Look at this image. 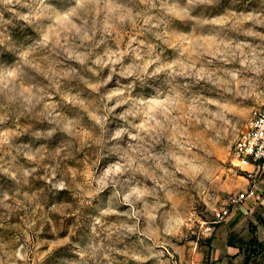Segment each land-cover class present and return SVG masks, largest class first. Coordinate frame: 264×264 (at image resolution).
Returning a JSON list of instances; mask_svg holds the SVG:
<instances>
[{
  "label": "clouds",
  "instance_id": "1",
  "mask_svg": "<svg viewBox=\"0 0 264 264\" xmlns=\"http://www.w3.org/2000/svg\"><path fill=\"white\" fill-rule=\"evenodd\" d=\"M249 3L230 0L221 18L220 0H0V28L19 33L0 39V173L28 222L0 236V264H176L174 241L195 250L207 240L217 219L208 193L223 170L215 150L227 158L235 145L236 167L264 161V111L246 106H264V0ZM129 26L144 40L123 51ZM62 193L75 198L79 235L53 255L58 245L41 250L39 236L48 213H36L55 211ZM247 220L225 229L245 245ZM222 236L217 255L230 264L241 247Z\"/></svg>",
  "mask_w": 264,
  "mask_h": 264
},
{
  "label": "rangeland",
  "instance_id": "2",
  "mask_svg": "<svg viewBox=\"0 0 264 264\" xmlns=\"http://www.w3.org/2000/svg\"><path fill=\"white\" fill-rule=\"evenodd\" d=\"M230 0H220V4L215 8V13L219 14L221 18H223L226 13L224 12V7L229 5ZM257 4V0H251V3L248 4V8H253V5ZM235 10V6L233 7ZM239 15V12H237ZM8 14L5 15V19H8ZM0 33L3 35L0 36V39L12 40L18 37L19 33L18 30L13 29L11 25L7 26V28H0ZM174 39L179 40V37H173ZM251 39V38H249ZM144 35L142 32L139 31L138 27L129 26L126 33L121 34L120 40V49L123 51H128V44L132 42V48H135L136 41H143ZM112 48L113 51L116 50V42L112 41ZM171 51V50H169ZM195 59V57H193ZM207 59H212L211 56L207 57ZM128 58L125 57V63H127ZM203 61L197 63V67H200V64ZM231 67V65H228ZM108 69L104 70V75L107 73ZM123 80V78H119ZM109 88L113 87L112 84L108 85ZM261 90H264L262 88ZM59 99V97H57ZM247 107H259L260 105L257 104L256 100H250L246 102ZM234 108L239 110L242 106L241 105H233ZM119 111V110H118ZM111 119V118H110ZM11 124V122H9ZM85 129L87 125H83ZM15 131V128H12ZM192 131V129H189ZM17 140H23L25 137H17ZM202 139H206V137H202ZM87 140V137H85ZM211 147V145H209ZM216 155L212 158L218 161L219 165L223 169L215 174V184L216 186L213 188L212 191L208 193V196L215 201V213L216 214L227 205L229 198L233 195L240 194L246 190L250 191L251 185L246 177L243 176L242 172L238 170L232 163L231 157L232 154L229 152L227 154V158L223 154L222 150L219 148L215 150ZM3 155V153H0ZM5 159H10V157H4ZM23 162V161H22ZM69 167H73L72 164ZM231 169V171H229ZM82 170V168H81ZM232 172H235V176L232 175ZM264 185V179L261 180ZM43 183V182H40ZM37 190L34 188L33 192ZM6 192L10 199L7 201L8 204L12 205L15 211H9L7 208L0 207V236H3L6 239H10L11 235L15 232H18L22 229L28 228V222L24 218V214L22 211L17 209L15 196L16 190L14 187V181L10 180L9 177L4 174L0 173V193ZM214 193H218V195H214ZM29 195H33V193H29ZM62 196H66V199L62 201H58L56 205V210L51 211L52 207L51 203L41 204L39 207V211L36 213H48L46 216L47 223L43 224L39 231V236L42 240L41 250H46L50 245H58L54 247L53 255L57 254H67V249L71 247V243H64L65 237L71 242H75L77 236L79 235V229L75 223L76 217L72 215V208L71 206H75V198L70 193H62ZM123 195V193H122ZM188 197H184L183 199H177L176 203L182 206L185 199ZM0 199H3V196L0 195ZM203 203V202H202ZM207 207V204L203 205ZM127 205H120L118 210L124 211L127 209ZM264 209V187H257L254 189V193L252 196L244 203V205L234 212L236 215L233 214L228 218L225 223L217 224L215 226V231L212 232L207 240H201V246L197 247L193 250L192 245L190 242L186 241H179L177 243V247L182 249L183 252L175 251L174 249H169L168 251L172 253L169 259H174L176 264H181V256L183 254V259L185 264H213V256L211 254L212 250L216 247V242L218 239L222 238L227 240V245L229 241H233L234 243L237 242V235L234 232H225V229H235L237 225L240 224V221L245 217H248L247 226H248V235L251 237V234H255L261 241L264 240V212H259L258 210ZM107 210V209H106ZM104 219L108 223H115L117 221V217L109 216L104 217ZM223 230V232H222ZM191 241L196 240V236L190 237ZM203 249V250H201ZM167 255V254H166ZM118 259H123V257H117ZM76 259H79L77 257ZM49 258H46L43 264H49ZM244 260V255H240L239 259L236 257H232L230 264H241ZM129 264H136L134 261H129ZM148 264H154L153 261H148Z\"/></svg>",
  "mask_w": 264,
  "mask_h": 264
},
{
  "label": "built area",
  "instance_id": "3",
  "mask_svg": "<svg viewBox=\"0 0 264 264\" xmlns=\"http://www.w3.org/2000/svg\"><path fill=\"white\" fill-rule=\"evenodd\" d=\"M262 111H264V106H259ZM243 139V136H241ZM236 146L233 145V150L231 152L232 156L235 154ZM235 166V165H234ZM236 167V166H235ZM240 170L244 177L249 181L251 185L250 191L246 190L240 194L233 195L229 198L226 206H224L217 214V219L213 227L217 224L225 223L228 218L237 210H239L244 203L252 196L254 189L257 187L258 183L264 179V161H254L251 157L247 158V163L236 167Z\"/></svg>",
  "mask_w": 264,
  "mask_h": 264
},
{
  "label": "trees",
  "instance_id": "4",
  "mask_svg": "<svg viewBox=\"0 0 264 264\" xmlns=\"http://www.w3.org/2000/svg\"><path fill=\"white\" fill-rule=\"evenodd\" d=\"M229 246H240L241 254L244 255V260L241 264H250L252 257L264 254V243H261V240L253 233L245 245L243 241H238L234 243L229 241Z\"/></svg>",
  "mask_w": 264,
  "mask_h": 264
},
{
  "label": "crops",
  "instance_id": "5",
  "mask_svg": "<svg viewBox=\"0 0 264 264\" xmlns=\"http://www.w3.org/2000/svg\"><path fill=\"white\" fill-rule=\"evenodd\" d=\"M257 187H264L262 181L258 183ZM256 187V188H257ZM224 230H225V227H224ZM223 232V230H222ZM227 233V232H226ZM224 242L227 244V240L223 239ZM229 246V245H228ZM230 247H233V246H230ZM220 249L219 248H215L212 250L211 254L213 256V264H224V261H223V258L222 257H219L217 255V253H219Z\"/></svg>",
  "mask_w": 264,
  "mask_h": 264
}]
</instances>
